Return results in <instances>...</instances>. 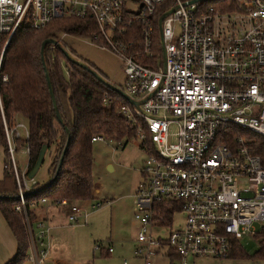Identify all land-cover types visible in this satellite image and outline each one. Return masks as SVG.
<instances>
[{
  "label": "built area",
  "instance_id": "2783aa9c",
  "mask_svg": "<svg viewBox=\"0 0 264 264\" xmlns=\"http://www.w3.org/2000/svg\"><path fill=\"white\" fill-rule=\"evenodd\" d=\"M209 1L0 0V64L19 27L39 29L60 16L90 19L95 33L87 40L119 58L123 78L116 87L133 102L116 111L135 127L145 153L134 190L137 264L227 257L243 234L258 232L255 221L264 227V167L239 133L264 139V0H228L231 8ZM6 80L0 69V96ZM1 123L3 167L12 165L16 184L13 210L23 219L28 258L40 264L49 225L29 218L24 193L33 179L14 161L20 154L27 162V124L7 122L2 113ZM99 139L112 141L90 137ZM31 205L66 206L70 224L85 219L64 197L41 196ZM175 213L181 218L173 224ZM158 256L164 260L154 262Z\"/></svg>",
  "mask_w": 264,
  "mask_h": 264
},
{
  "label": "trees",
  "instance_id": "16d2710c",
  "mask_svg": "<svg viewBox=\"0 0 264 264\" xmlns=\"http://www.w3.org/2000/svg\"><path fill=\"white\" fill-rule=\"evenodd\" d=\"M209 2L227 8L233 6V2L228 0ZM59 33L91 37L95 27L90 19L74 16L53 18L39 29L21 26L8 41L0 64L1 71L7 76L0 96L3 162L7 158L3 148L1 113L7 122L22 118L27 124L29 154L24 174L33 165L41 145L49 154L48 172L52 180L40 188L34 185L24 193L31 219L37 218L33 209L36 205H31V202L41 196L50 200L64 197L77 203L92 197L91 135L102 134L112 140L136 138L135 127L116 111V107L127 103V100L95 75L94 71L103 76L100 71L88 62L84 66L70 60L64 50L52 42H46L40 51L42 40H56ZM50 91L60 121L55 116ZM105 95L109 101L103 103ZM239 133L244 136V145L249 152L256 154L264 167V139L249 131L239 130ZM16 201L13 174L3 167L0 213L15 240L14 253L3 264H21L27 256L28 243L21 215L13 210ZM253 236L257 244L251 257L264 258V227ZM228 256L246 254L235 243Z\"/></svg>",
  "mask_w": 264,
  "mask_h": 264
},
{
  "label": "rangeland",
  "instance_id": "374dc122",
  "mask_svg": "<svg viewBox=\"0 0 264 264\" xmlns=\"http://www.w3.org/2000/svg\"><path fill=\"white\" fill-rule=\"evenodd\" d=\"M56 40L72 59L92 64L108 83L115 86L122 83L121 62L106 48L90 43L85 36L59 33ZM169 130H175L174 123L169 125ZM120 143L103 139L91 142L92 197L78 202L81 213L85 214L84 222L80 218L77 223L66 224L72 226L64 230V235L67 240L70 238L71 243L68 259L87 260L89 264H123L126 259V264H136L131 253L137 230L133 217L134 190L141 180L140 168L145 153L137 136L128 140L122 139ZM14 161L18 171L25 169V155L16 154ZM48 164L49 154L45 152L32 177L33 183L28 181L30 185L39 187L49 181ZM7 170L12 172L11 164H7ZM96 201H99V205L92 208L91 204ZM47 207L48 205H40L33 209L35 212ZM29 218L31 219L30 215ZM180 218L181 213H175L173 224ZM21 220L23 223L22 217ZM253 225L255 231L261 229V224L257 221ZM96 244L110 246L112 251L106 253L95 247ZM238 244L246 256H199L190 261H193L192 264H264V258L251 257L257 244L253 235L243 234ZM162 258L158 256L154 258V262L164 260Z\"/></svg>",
  "mask_w": 264,
  "mask_h": 264
},
{
  "label": "crops",
  "instance_id": "0c3cea01",
  "mask_svg": "<svg viewBox=\"0 0 264 264\" xmlns=\"http://www.w3.org/2000/svg\"><path fill=\"white\" fill-rule=\"evenodd\" d=\"M2 174H3V149L0 146V178L2 177ZM35 214L37 218H42L49 225V234H48V239L46 241L47 251L44 259L40 264H89L87 260L83 261L74 258L68 259V257H70L68 252H70L71 243L69 241L70 238H68L67 240V237L64 235V230L66 231V229H69L72 226L66 225V224H70L66 218V214H67L66 206H56V205L48 206L47 208H43L38 211H35ZM0 217L2 219V223H0V264H3L8 258H10L13 255L15 251V240L6 222L4 221L1 213H0ZM98 247L101 248L104 252H106L105 248L107 246L106 247L99 246L98 244ZM27 254H28V249H27ZM135 262L137 264V260ZM192 262L189 261V264H192ZM21 264H32L31 260L28 258V255L21 262Z\"/></svg>",
  "mask_w": 264,
  "mask_h": 264
},
{
  "label": "water",
  "instance_id": "95a60500",
  "mask_svg": "<svg viewBox=\"0 0 264 264\" xmlns=\"http://www.w3.org/2000/svg\"><path fill=\"white\" fill-rule=\"evenodd\" d=\"M46 42H52V43H54V44L60 46L57 40H54V39H44V40L41 41L40 51H42V47H43V45H44ZM62 50H63V49H62ZM64 53H65V55H66L70 60H74V59H72V58L67 54V52H66L65 50H64ZM74 61L77 62V63H79V64H82V65H84V66H87V64H86L85 62H83V61H78V60H76V59H75ZM43 68H44V67H43ZM44 69H45V68H44ZM94 72H95V75H96L101 81H103V82L106 83L107 85L113 87V88H114V89H115L120 95H122L127 101L133 102V101H131V99H130L127 95H125L122 91H120L115 85H112V84L108 83V81H106V80H105V79H104V78H103L98 72H96V71H94ZM45 75H46V73H45ZM45 77H46V80H48L47 75H46ZM50 96H51V101H52V104H53V107H54L55 116H56V118L58 119V121H60V116H59V114H58V112H57V109L55 108V100H54V98H53V95H52V92H51V91H50ZM44 152H45V146H44V145H41L40 149H39L38 152H37L36 159H35L33 165L31 166V168H30V169L27 171V173L25 174V176H26L27 178H31V177H33L35 171L37 170L39 164H40L41 161H42V157H43V155H44ZM60 160H61V157L59 158L58 165H59ZM51 180H52V178L49 179L48 182H50ZM48 182L44 183L42 186L46 185ZM42 186H39V187H37V188H40V187H42ZM35 189H36V188H35ZM33 190H34V189H33ZM31 191H32V190H31ZM31 191H30V192H31Z\"/></svg>",
  "mask_w": 264,
  "mask_h": 264
}]
</instances>
